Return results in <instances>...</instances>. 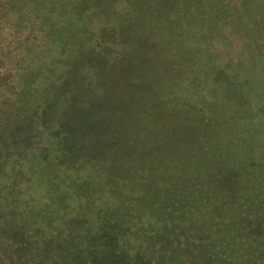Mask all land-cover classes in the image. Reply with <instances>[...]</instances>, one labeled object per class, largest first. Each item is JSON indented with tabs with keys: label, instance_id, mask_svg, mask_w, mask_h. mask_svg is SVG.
<instances>
[{
	"label": "trees",
	"instance_id": "16d2710c",
	"mask_svg": "<svg viewBox=\"0 0 264 264\" xmlns=\"http://www.w3.org/2000/svg\"><path fill=\"white\" fill-rule=\"evenodd\" d=\"M138 2L0 0V39L35 35L29 44L0 41V264H264L263 134L240 130L259 153L222 148L223 137L203 131L217 123L197 116L225 114L186 98L181 77L164 81L176 63L149 62L132 69L137 86L114 84L106 99L129 117L124 133L82 131L88 115L101 116L84 94L95 88L56 93L72 63L61 40L91 39L111 4L112 19L118 7L137 8L159 27L154 0ZM68 108L82 118L75 129H65ZM108 139L112 150L73 157L77 146ZM117 150L123 155L111 158ZM251 169L258 172L245 174Z\"/></svg>",
	"mask_w": 264,
	"mask_h": 264
},
{
	"label": "rangeland",
	"instance_id": "374dc122",
	"mask_svg": "<svg viewBox=\"0 0 264 264\" xmlns=\"http://www.w3.org/2000/svg\"><path fill=\"white\" fill-rule=\"evenodd\" d=\"M164 1H170L168 7H162ZM138 3L143 4V0ZM154 8L157 11L154 19L159 24L157 29L148 25L150 19H147L146 11L141 14L142 9L136 14L137 8L133 12L129 7H118L121 13L112 19L111 4L110 9L95 21L91 39L78 40L68 34L61 40L67 50L65 59L72 60V63L64 67L65 76L56 93L65 95L72 89L95 88L94 93L91 90L83 93L97 100L92 106L93 112L101 113L97 117L88 115L87 120L90 121L82 131L88 135V130L93 129L96 134L105 136L113 131L124 133L131 130L129 117L124 112H116L112 100L106 99L107 94L112 98L113 87L117 82L137 86L132 76H136L138 70L133 68L144 69L149 62L160 68L168 62L177 65L176 69L166 73V84L171 85L181 77L183 83L189 85L186 98L217 106V110H221L220 114L226 116L223 119L229 118L227 125H237L236 129L226 126L219 114H202L197 119L217 123L208 129L202 127L203 131H216L223 137L219 144L228 152L243 153L244 156L251 154V151L259 153L260 148L253 149L257 143L245 144L243 139L249 142L244 136L247 131L240 133V130L250 126L251 133L256 131L264 135V0H154ZM37 36L44 41L49 40L45 39L44 33H38ZM33 37L35 35L32 32L16 39L4 35L0 41L27 40L29 44ZM45 48L48 46L42 49ZM27 49L29 54H37L29 45ZM112 67H116L115 71ZM77 78L78 83L74 84ZM129 100L130 96H127L121 102ZM185 112L188 114L187 109ZM79 115L83 117L84 113ZM66 119L69 123L65 129H75L82 121L70 108L66 111ZM23 132L28 131L25 128ZM261 141L264 145V141ZM112 142V139L89 141L77 146L73 157L77 159L81 154L97 156L101 152L105 153L112 150L115 144ZM191 146L197 151L195 144ZM122 155V151L117 150L111 153V158ZM248 171L245 174L258 172L255 169ZM208 189L223 198L225 196L220 190L213 192L211 184ZM261 240H264V236ZM261 240L258 243L263 242ZM261 249L264 248H258ZM256 255L248 256L256 258Z\"/></svg>",
	"mask_w": 264,
	"mask_h": 264
}]
</instances>
